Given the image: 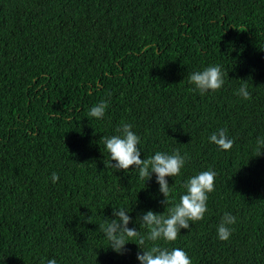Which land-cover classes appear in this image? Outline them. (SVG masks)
I'll return each mask as SVG.
<instances>
[{
	"label": "trees",
	"instance_id": "1",
	"mask_svg": "<svg viewBox=\"0 0 264 264\" xmlns=\"http://www.w3.org/2000/svg\"><path fill=\"white\" fill-rule=\"evenodd\" d=\"M214 65L222 88L190 91L188 76ZM101 101L103 118L89 117ZM122 123L141 159L188 154L166 208L216 172L204 218L161 246L192 264H264V0H0V264H139L135 244L118 255L98 227L118 208L164 211L154 174L145 186L136 169L104 167L102 138ZM220 128L228 151L209 143ZM225 212L237 219L220 241Z\"/></svg>",
	"mask_w": 264,
	"mask_h": 264
},
{
	"label": "clouds",
	"instance_id": "2",
	"mask_svg": "<svg viewBox=\"0 0 264 264\" xmlns=\"http://www.w3.org/2000/svg\"><path fill=\"white\" fill-rule=\"evenodd\" d=\"M224 75L222 66L214 65L204 68L201 71H193L188 76V83L192 87L189 89L203 96L209 92H216L224 85ZM244 100L251 99V93L247 89V84L242 83L237 93ZM108 107L107 101H101L92 106L88 116L95 119H102ZM116 134L102 138L104 149L108 155L104 167L115 169L116 172L127 173L130 169L138 170V177L146 186L147 181H151L153 174L155 182L158 184V191L163 196L161 204L164 211L156 213L147 210L133 218L128 215L126 208H118L112 211V218L99 225L100 231L108 241V248L118 255L127 253L126 245L133 243L139 251L136 259L139 264H192L188 254L181 248H168L161 246L160 241L165 244L174 242L181 229L188 230L191 223L201 221L207 212V201L209 194L214 191L216 172L209 169L196 174L187 179L182 187L185 190L180 195L178 202L169 205V196L172 189L167 177L179 176L184 168L188 154L181 155L178 149L171 154L157 151L148 158L141 159V152L138 145L141 142L129 123H122L115 130ZM209 143L214 144L219 150L228 151L234 144V139L230 138L224 128L213 132L209 138ZM256 155L264 154V138L258 137L256 140ZM114 162V163H113ZM59 176L52 173L51 181L57 182ZM165 208L167 214L165 215ZM84 219L83 216H81ZM139 220V228L145 231L142 233L137 227H128L130 223ZM236 217L229 212H225L217 225V238L220 241H227L231 237L236 223ZM90 222V216L86 220ZM137 225V224H136ZM134 241V242H133ZM47 264H56L55 259L47 260Z\"/></svg>",
	"mask_w": 264,
	"mask_h": 264
},
{
	"label": "bare ground",
	"instance_id": "3",
	"mask_svg": "<svg viewBox=\"0 0 264 264\" xmlns=\"http://www.w3.org/2000/svg\"><path fill=\"white\" fill-rule=\"evenodd\" d=\"M260 201V200H259ZM253 210V209H252ZM211 212V211H210ZM140 214V213H139ZM221 215V214H220ZM236 216V215H235ZM247 217V216H246ZM217 224V223H216ZM219 224V223H218ZM217 224V225H218ZM200 229V228H199ZM214 233V232H213ZM187 234V233H186ZM212 234V233H211ZM195 236V235H194ZM188 237V236H187ZM213 238V237H212ZM105 239V238H104ZM201 239V238H200ZM99 242V241H98ZM176 242V241H175ZM178 242V241H177ZM188 244V243H187ZM185 245V244H184ZM133 246H134V244H133ZM220 247V246H219ZM188 248V247H187ZM190 249V248H189ZM78 250V249H77ZM133 250V249H132ZM194 251V250H193ZM190 252V251H189ZM226 252V251H225ZM224 252V253H225ZM76 253V252H75ZM249 253V252H248ZM195 255V254H194ZM71 256V255H70ZM192 256V255H191ZM62 257V256H61ZM66 260V259H65ZM132 261V260H131ZM139 263V262H138ZM195 263V262H194ZM117 264V263H116Z\"/></svg>",
	"mask_w": 264,
	"mask_h": 264
}]
</instances>
